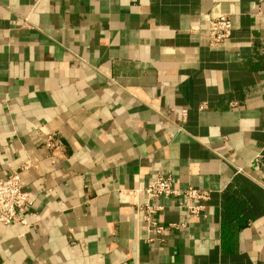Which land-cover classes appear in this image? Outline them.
Returning a JSON list of instances; mask_svg holds the SVG:
<instances>
[{"label":"crops","instance_id":"obj_1","mask_svg":"<svg viewBox=\"0 0 264 264\" xmlns=\"http://www.w3.org/2000/svg\"><path fill=\"white\" fill-rule=\"evenodd\" d=\"M17 172L31 206L0 224V264H264V1L0 0V180ZM158 173L182 194L149 200ZM148 203L185 226L160 241Z\"/></svg>","mask_w":264,"mask_h":264},{"label":"built area","instance_id":"obj_2","mask_svg":"<svg viewBox=\"0 0 264 264\" xmlns=\"http://www.w3.org/2000/svg\"><path fill=\"white\" fill-rule=\"evenodd\" d=\"M203 20L207 24L208 40L211 47H227L231 44L233 21L228 13H209L203 16ZM197 30L198 26L192 27L190 32L194 34L198 32ZM182 115L186 119V109L182 111ZM45 145L51 150H56L60 146V142L55 134H50L45 139ZM238 171L242 172V169H238ZM143 192L149 200L160 197L168 198L182 194V191L175 187L172 177H166L162 173H158ZM183 194L186 200L181 203V207L185 208L190 215H200L203 210V205L195 204L194 202L207 200L209 198V191L189 187L184 190ZM30 206V195L24 186L21 172L11 174L7 178L0 180V224L26 223L25 213L29 210ZM145 207H148V215L145 219L153 225V231L160 241H164V235L171 229L185 226V224L164 225L153 221L152 215L162 210L163 207H151L149 203Z\"/></svg>","mask_w":264,"mask_h":264}]
</instances>
